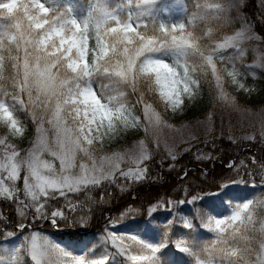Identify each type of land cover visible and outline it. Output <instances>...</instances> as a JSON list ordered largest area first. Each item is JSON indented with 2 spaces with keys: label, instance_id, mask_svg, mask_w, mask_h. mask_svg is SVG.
Masks as SVG:
<instances>
[{
  "label": "snow or ice",
  "instance_id": "6c2138e0",
  "mask_svg": "<svg viewBox=\"0 0 264 264\" xmlns=\"http://www.w3.org/2000/svg\"><path fill=\"white\" fill-rule=\"evenodd\" d=\"M136 3L141 11L135 17V24L132 22L131 11L127 20H122L119 14L100 7V15L94 17L89 12L88 17L80 22L75 18H67L63 13L49 16L52 9L39 0L19 6L17 0L0 3V9L6 10L9 16L17 13L19 8L23 9L22 17L15 16L17 29L21 27V18L28 21V38L21 36L25 45L23 57L19 55V40L16 45L17 55L11 57L13 67L17 69L14 84L18 83L19 93L27 94V105L20 95H13V102H9L6 99L7 89L0 84V124L7 127L12 135H22L24 126L14 115L16 105L31 106L33 109L40 107L48 117L47 123L55 129L59 149H48L52 156L59 159L57 170L51 162L42 159V151L33 149L26 157H20L15 146L6 137H0V145L3 146V151L0 152V200L15 205L16 214L21 219L18 225L20 231L26 227L24 221L28 219L30 211L33 220H48L56 227L63 221L66 227L84 228L87 225L85 218L77 219L61 209L49 212L48 201L63 197L68 213H75L77 204L69 197V193H79L90 186L100 187L105 182L115 183L116 173L133 182L142 181L146 177V168L137 167L135 172L131 169L121 170V158L105 157L98 164L90 151V146L93 145L90 135L93 132L96 133V139L102 140L106 132L115 133L120 126L127 128L140 124L139 117L132 113L122 99L124 93L116 88H108V85L97 92L94 87L97 79L102 77L110 84L127 85L133 92L137 91V81L143 79L148 90L158 94L165 108H171L175 112L181 109L183 96L193 97L197 81L191 75L195 67L189 64V57L196 56L211 67L218 86L221 87V94L224 95L220 76L216 74L213 53L216 49L227 46L234 38L226 37L224 43L217 44L216 49L205 53L200 48L198 38L191 32H186L183 23L167 25L157 22L152 7L154 0H136ZM235 6L245 7L246 0H236ZM144 16L150 19H141ZM251 28L252 25H248L247 31H251ZM90 30L94 31L95 45L89 50ZM13 40H16L15 36ZM4 60V55L0 54V81L4 80ZM228 75L238 87H244L239 83L236 72ZM106 88L107 92L104 90ZM137 102L144 105L145 119L163 123L160 114L144 101L143 92ZM33 116L35 118V111ZM44 122L43 116L37 121L38 133ZM105 123L106 130L101 131L105 129ZM37 143H41V140L38 139ZM141 149L140 155L133 159L137 165L150 158L143 145ZM78 152L83 153L87 160L78 163ZM171 158L175 160L176 156ZM208 158L211 159L210 156ZM228 187L221 186L215 195H226ZM192 199L194 202L197 198ZM251 203L244 202L242 207H236L226 219H209L208 227L218 233V243L222 247L214 244L198 253L181 240L176 245L177 248L193 257L195 264H225V261L227 264H264V228L261 229L262 238L255 262L248 259L251 250L247 245L240 249L229 243L230 240L237 239L241 228L246 231L247 224L253 222ZM167 206L175 207V204L169 200ZM232 206L229 201V207ZM0 219H4L2 212ZM229 226L232 231L224 235ZM146 227L151 228L150 221ZM184 227L191 229L193 224L185 222ZM0 235L11 237L14 233L4 231ZM102 243L105 245L102 255L97 256L94 246L90 248L87 245L83 254H74L42 234L33 232L24 237V243L13 252L10 261L5 262L0 257V264H21V249L27 252L32 264H164L160 255L162 249L167 247L164 241L151 243L135 234L124 237L111 233ZM109 245L117 251L111 252ZM116 256L126 257V262L115 260Z\"/></svg>",
  "mask_w": 264,
  "mask_h": 264
},
{
  "label": "trees",
  "instance_id": "16d2710c",
  "mask_svg": "<svg viewBox=\"0 0 264 264\" xmlns=\"http://www.w3.org/2000/svg\"><path fill=\"white\" fill-rule=\"evenodd\" d=\"M8 0H0V3H6ZM33 0H17L18 6L22 4L32 3ZM46 7H50L52 11L49 16H55L63 13L67 18H75L82 22L88 17L89 12L93 16L100 15L99 8L101 0H39ZM119 7L111 13L119 14L122 20H127L129 11L133 15V24L136 23L135 17L139 13L136 8V0H119ZM207 0H181L180 7L176 11L158 9L154 14L157 22H164L167 25L183 23L185 31L191 32L198 38L200 48L205 52H211L216 45L225 37L232 33L236 28V22H223L221 16L217 17L208 11ZM261 6L258 0H246V6L242 8V12L246 19L252 22L255 30L264 35V21L259 18ZM23 15V9L19 8L17 13L9 16L6 10L0 9V21L9 23L10 27L5 36L0 38V50L4 60V80L0 81L3 88L7 89L6 99L12 101L13 95H19L18 83L14 84L17 77V69L13 67L14 61L11 57L17 55V40H19V55L23 57L24 39H27L28 21L21 18V27H15V16ZM141 19L148 21L147 16ZM114 24V22H111ZM35 31V30H33ZM16 40H13V37ZM95 45L94 31L88 33V49H92ZM214 62L217 69V75L220 76V84L226 94L233 96L237 102L245 104L249 107L264 105V72L260 70L251 71L243 64H232L226 60L217 57V50L214 51ZM89 58L91 51L88 52ZM171 62V61H169ZM22 64V59H21ZM189 64L195 67V71L191 72L192 77L197 81V86L192 98L187 95L183 96V105L180 110L173 112L171 108H165L160 101L158 94L148 90L147 83L140 79L137 81V91L124 84L109 85V88H116L124 93L122 99L130 107L132 113L142 116L143 104L138 103L137 99L141 92L144 93V101L152 105L161 118L168 123L178 124L195 120L206 114L214 103L215 93V77L211 67L196 56L189 57ZM22 71V69H21ZM182 72V69L180 70ZM191 71V69H190ZM238 74V81L244 85L243 88L233 83L232 77L228 75L230 72ZM22 78V77H21ZM108 80L104 79L106 83ZM17 111L14 115L21 118L24 127L22 135H12L10 130L0 124V134H5L10 140L16 144H22L23 139L32 131V125L25 116L19 104L16 105ZM106 130V123L105 129ZM87 131V129H86ZM140 128L138 126H129L124 128L120 126L115 133L106 132L102 140L96 139V133L93 132L90 138L93 139V145L90 150L97 153L108 152L119 147L125 146L133 139L139 137ZM211 157L209 159L208 157ZM255 161V162H254ZM232 165L231 167L229 165ZM264 142L259 139L248 141L232 140L225 137H218L207 141L206 143L194 145L190 150H186L173 159H160L150 161L147 165L146 177L139 182H133L127 179H116L115 183H103L100 187L90 186L79 193H69V197L77 204L75 213H68L65 208V200L58 197L55 200L48 201V211L61 209L66 214L73 215L79 219L81 217L87 220L85 228L66 227L63 221L59 227L54 229L52 223L44 219H32V213L29 212L28 219L24 221L26 230L28 226L31 228H39L48 231L57 237L60 243L68 251H80L85 245L92 248L97 256L102 255L105 246L102 242H97V234L105 229L108 222L115 219V215H120L127 207L136 209H144L153 204H161L167 206L169 200L179 202L188 197L205 196L213 193L211 197L201 199L193 203V211H191L190 222L193 224L191 229L184 227L187 221L186 209H177L167 217L165 213H154L150 216L143 217L141 215L129 216V220L124 219V230L116 232L120 236L137 235L140 238H150L155 243L164 241L167 245L162 249L161 256L164 264H195L194 261L189 263L190 256L187 253L180 252L177 248L178 242L185 241L193 250L198 242L194 240H207L214 231L208 227L209 219H216L218 215H222L229 210V201L250 195L253 187L264 188ZM185 173L187 175H185ZM240 183L241 186H233V183ZM245 182H253L255 185L247 188ZM223 185L229 187L225 190V194L215 195L218 188ZM261 190L256 192L254 199L246 202H253L251 210L254 219H258L259 210L258 203L261 199ZM1 201L3 207L1 212L4 219H0V232L8 229L15 230L21 223V219L16 214V208L7 201ZM227 209V210H226ZM111 215L113 216L111 218ZM151 223V228L146 227L147 222ZM249 225V226H248ZM255 221L247 224V230L243 229L244 235L249 234L255 228ZM88 230V231H87ZM232 231L231 226L228 228ZM32 231V230H29ZM246 236V235H245ZM253 239L254 235H247V239ZM128 242L127 240L125 241ZM230 244H235L237 248L243 249L246 245L252 251L258 245L256 242H246L241 235L236 240H230ZM222 247L223 245L215 242H202V246L198 249L211 248L213 245ZM111 250V246L109 247ZM116 252V251H114ZM119 261H125L126 257L116 256ZM21 264H32L24 251L20 255ZM219 259V257H217ZM8 259H6V262ZM130 264V262H126ZM227 264V261H225Z\"/></svg>",
  "mask_w": 264,
  "mask_h": 264
},
{
  "label": "rangeland",
  "instance_id": "374dc122",
  "mask_svg": "<svg viewBox=\"0 0 264 264\" xmlns=\"http://www.w3.org/2000/svg\"><path fill=\"white\" fill-rule=\"evenodd\" d=\"M119 0H101V7L105 8L108 12H112L120 5L117 2ZM181 0H154V4L152 5L154 13L162 7L165 10L176 11L180 7ZM260 8L259 18L264 21V0H258ZM236 0H207L206 5H208V11L212 12L214 16H221L223 22H236V28L232 30V33L227 36L229 38H234L227 43V46L215 49L217 50V57L221 60H226L232 64H243L247 69L251 71L260 70L264 72V35L258 33L252 22L246 19L242 12V8H238L235 6ZM136 8L138 12L141 11V8ZM247 22V23H246ZM248 25H252L251 31H247ZM9 23L0 21V38L5 36L7 31L9 30ZM238 33H242L238 35ZM226 38V37H225ZM225 38L219 42L218 44L224 43ZM104 78H99L96 80L94 87L99 92L104 85H111L109 81L106 83L103 82ZM215 97L212 108L204 114L203 116L188 122H181L178 124H171L165 122L163 119V123H156L153 119L149 121L145 119L144 113V105L142 108V116L140 119V135L139 137L133 139L130 143L125 146L119 147L115 150L108 152H92L93 156L96 158L97 163L99 164L101 160L105 157L109 159L113 158H121L120 168L121 170L128 171L131 169L133 172L136 171L137 167L146 168L150 161L160 160V159H172L171 157L175 155L179 156L186 150H190V148L194 145L206 143L209 140L218 137H225L232 140L238 141H248L252 139H259L264 142V105L258 106H247L245 104L237 102V100L233 96H229L223 90L224 95L221 94V87L218 86L217 79L215 77ZM19 93V87H17ZM223 89V88H222ZM106 92L108 89H104ZM21 98L25 101V105H27L28 97L26 93H19ZM22 111L25 116L29 120L32 125L31 133L23 139L22 144H16L10 138H8L5 134H0V137H6L7 141L15 146L16 150L19 152L20 157H26L29 151L36 149L37 151H42L43 156L42 159L48 160L51 162L55 169H59V159L52 156L48 149L58 151L57 143H56V134L55 129L52 125L47 123V115L42 111L40 107H36L33 109L31 106H21ZM33 111H35L36 116L34 118ZM44 117L43 128L38 133V124L37 121ZM19 121L24 125L21 118H18ZM38 139L41 140V143H37ZM141 145H143V149L147 151L149 154V159L143 161L141 164L137 165L133 162L135 157H138L141 153ZM3 151V146L0 145V152ZM82 160H87L84 157L83 153H77V162H81ZM107 163H105V167H107ZM21 175H24L22 171ZM117 180L119 178L126 179L123 176H120L119 173H116ZM131 180V179H127ZM247 188L254 186L253 182H245ZM233 186H241L240 183H233ZM258 185V184H255ZM261 190V199L258 203L259 217L258 219H254L255 228H253L249 234L254 235L253 239L250 236V240L244 235L243 228L240 229L238 235L243 234L246 242H256L257 247L251 251V255L248 259L252 262H255L257 259V253L259 251V241L262 238L261 229L264 228V188L260 189L259 187H253L250 195L242 196L234 199L232 202V207L229 210L225 211L222 215H218L216 219H226L230 217L236 207H242L243 203L246 201H250L254 199L256 192ZM213 193L206 194L205 196H196V200L193 202V197H188L182 199L183 203L174 202L175 207L165 206L161 204H153L144 209H136L132 207H127L120 215H115V219L108 222L105 229H103L100 233L97 234V242H103L104 238L111 234L116 233L118 230H124L123 223L125 222V218L129 220V216L132 215H143L150 216L154 213H165L167 217L173 214L175 209L179 206L180 209H186L187 212V221L190 222L189 215L191 211H193V203L211 197ZM252 204L250 205V211L253 210ZM13 205V204H12ZM15 207V205H13ZM1 201H0V212L2 210ZM252 214V212H251ZM113 216L111 215V218ZM52 225V224H51ZM249 226V225H248ZM32 226H28L27 230L24 227L23 231H20L18 226L15 227V230L5 229L1 232L7 231L14 233L13 236L7 237L4 235H0V257L6 262L11 260L12 254L16 251L21 244L24 243V237L30 236L33 232L40 233L43 236L49 238L53 243H59L56 236L51 234L48 231L40 230L39 228H31ZM85 228V227H84ZM229 228V227H228ZM32 230V231H29ZM88 231V230H87ZM228 232H225L224 235H228ZM151 243L156 242L150 238H143ZM218 240V233L213 232L207 240H194L193 242H198L194 247L193 251L202 253L204 251L203 248L198 249L197 247L202 246V242L211 241L215 242ZM61 246H63L60 243ZM103 246H105L102 243ZM110 247V245H109ZM23 250H20V253ZM111 252L117 251L115 248H111ZM74 254H83V249L80 251H72ZM27 254V252L24 251ZM27 258H29L27 254ZM30 259V258H29ZM115 260H118L115 257ZM7 261V262H8ZM31 261V260H30ZM195 262L194 258L190 256L189 263ZM32 263V262H31Z\"/></svg>",
  "mask_w": 264,
  "mask_h": 264
}]
</instances>
